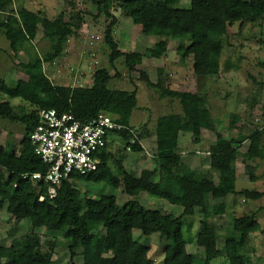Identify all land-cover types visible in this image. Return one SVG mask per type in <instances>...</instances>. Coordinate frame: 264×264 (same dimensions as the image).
Instances as JSON below:
<instances>
[{
    "label": "trees",
    "instance_id": "trees-1",
    "mask_svg": "<svg viewBox=\"0 0 264 264\" xmlns=\"http://www.w3.org/2000/svg\"><path fill=\"white\" fill-rule=\"evenodd\" d=\"M112 1L89 0L98 14L109 20L103 43L112 69L119 58H124L130 69L132 59L159 60L168 49L165 40H180L188 43L187 48H181L180 59L192 58L194 76L217 77L222 38L228 28L235 23L264 18V0H189L186 6H181L180 0H117L119 9L133 25L160 38L142 53L129 54L119 50L113 36L117 19L110 13ZM12 4L13 0H0V34L13 54L24 53L28 58L26 63L19 64L25 79L17 80L10 87L0 78V94L8 99L0 102V118L19 123L24 129L18 146L10 142L0 145V209L6 204L7 213L15 221L28 220L32 233L23 239L20 247L0 244V264H53L51 252L41 249L35 234L37 229L60 235L70 260L81 256V264H152L148 248L134 238V231L165 241L162 264H211L221 256L226 257L228 264H252L245 248L250 235L260 229L256 213L232 218L231 225L225 229L221 248H218L216 227L205 221L225 214L226 205L215 201L238 194L235 169L238 157L242 156L246 170L251 169L247 162L264 161V131L229 140L217 132L209 169H191L182 161L178 137L187 133L194 144H199L203 130H216V122L203 96L163 88L141 74L145 84L154 89L160 99L177 101L180 111L159 116L153 132L147 126L136 130L131 124L137 108L136 93L109 90L107 85L114 77L108 69L94 71L87 87L54 85L44 72L43 64L58 59L68 38L80 29L83 24L81 13H76L69 22L36 14L23 28L21 23L28 12L23 7L13 10ZM38 26L43 38L50 43L49 50L42 56L32 45ZM14 99L27 104L30 110L22 105H12L10 101ZM52 109L59 114H71L81 123L101 112L108 114L114 122L127 128L113 135L124 141L135 137L131 145L133 152H142L140 142L154 135L156 170L143 168L136 175L120 167V176L114 174L109 165L112 153L106 144L99 153L101 163L95 172L85 176L72 174L57 188L55 198L49 200L44 186L37 192L30 181L21 179V175L46 173V166L34 154L29 135L36 126L38 111ZM245 140L249 141V146L241 154L239 146ZM250 181L254 178L250 177ZM77 183L122 187V192L133 198L146 193L180 207L182 212L171 218L159 210L144 208L136 200L119 206L114 195L90 199L81 193ZM239 195L245 200H258L264 197V192L243 190ZM40 196L45 197L44 201L39 202ZM195 209L201 210L203 220L195 241L203 250L199 260L188 253L182 231L183 218L192 216Z\"/></svg>",
    "mask_w": 264,
    "mask_h": 264
},
{
    "label": "rangeland",
    "instance_id": "rangeland-1",
    "mask_svg": "<svg viewBox=\"0 0 264 264\" xmlns=\"http://www.w3.org/2000/svg\"><path fill=\"white\" fill-rule=\"evenodd\" d=\"M189 0H180L181 6H186ZM23 7L27 17L21 23L26 28L34 15L40 14L50 20L63 18L71 21L76 13H81L83 24L71 37L64 47L62 55L51 64H43V69L50 82L61 86L87 87L92 82V76L97 69H108L113 79L108 83L109 90H123L135 92L137 108L131 124L139 130L143 126L154 129L159 116L180 111L177 101L160 99L154 89L148 87L141 74L163 88L175 91L197 93L203 96L216 122L215 131H202L199 144H194L190 134L182 133L178 137V150L182 161L191 169L202 171L209 169L210 154L213 152L216 133L225 139H237L239 136L248 137L255 131H264V18L235 23L228 28L222 38V54L220 59V73L217 77L205 79L197 78L192 70V58L181 61V48H187L188 43L180 40H165L167 52L159 60L132 59L130 66L125 64L124 58L114 62V69L109 68L108 50L103 43L104 31L109 23L103 14H98L89 0H13L12 9ZM110 13L117 19L114 27V39L123 53H142L152 47L160 38L148 35L141 27L131 23L118 7L117 0L112 1ZM33 49L41 56L49 50L50 43L43 38L41 27L38 26L36 37L32 42ZM32 52V51H31ZM24 53L13 54L5 38L0 34V78L13 87L17 80L25 79L19 64L27 62ZM8 101L0 94V102ZM10 103L14 106L27 104L14 99ZM23 126L0 118V145L6 142L18 146L23 138ZM112 137V147L109 149L112 158L109 162L114 174L119 175V168L133 174H139L143 168L156 170L154 141L140 142L142 152H133L131 145L135 137L124 141L115 135ZM249 141L245 140L239 146L241 154L248 149ZM251 167L246 170L242 156L235 164L237 173V195L215 201L224 203L226 212L223 216L210 218L205 221L216 227L218 234V248L224 243L225 229L231 225L234 217L256 213L260 225L258 232L250 235L245 254L252 264H264V197L258 200H245L239 193L243 190L264 192V161L247 162ZM250 177L254 181H250ZM156 179V178H154ZM81 193L90 199L101 196L114 195L117 204L123 206L129 201L136 200L141 206L150 210H159L164 215L176 218L182 209L160 200L140 194L133 198L118 189L101 183H77ZM202 212L195 209L190 217L183 218V236L188 253L196 260L203 256V250L196 246V237L202 229ZM32 233L28 220L15 221L6 211V204L0 209V244L9 247L11 244L21 246L23 239ZM134 238L148 248V258L152 264H162L165 241L157 236H142L134 231ZM39 237L42 251L51 252L53 264H81V256L70 260L68 252L63 247V239L54 232L44 229L35 230ZM211 264H228L225 256L212 261Z\"/></svg>",
    "mask_w": 264,
    "mask_h": 264
},
{
    "label": "built area",
    "instance_id": "built-area-1",
    "mask_svg": "<svg viewBox=\"0 0 264 264\" xmlns=\"http://www.w3.org/2000/svg\"><path fill=\"white\" fill-rule=\"evenodd\" d=\"M126 129L104 112L81 123L68 113L40 110L29 142L47 170L45 174H23L21 179L30 181L37 192L44 186L49 200H53L57 188L72 174L85 176L95 172L101 163L99 153L109 143L110 136ZM44 199L40 196L38 200Z\"/></svg>",
    "mask_w": 264,
    "mask_h": 264
},
{
    "label": "crops",
    "instance_id": "crops-1",
    "mask_svg": "<svg viewBox=\"0 0 264 264\" xmlns=\"http://www.w3.org/2000/svg\"><path fill=\"white\" fill-rule=\"evenodd\" d=\"M149 131H150V132H153V129H149ZM112 140H113L112 137H110V138H109V143H108V145H109L110 148L112 147V143H113ZM149 140H150V141L153 140L154 143H155V136H154V135H151L150 137H148V138L142 140V142H146V141H149ZM154 146H155V144H154ZM110 148H109V149H110Z\"/></svg>",
    "mask_w": 264,
    "mask_h": 264
},
{
    "label": "bare ground",
    "instance_id": "bare-ground-1",
    "mask_svg": "<svg viewBox=\"0 0 264 264\" xmlns=\"http://www.w3.org/2000/svg\"><path fill=\"white\" fill-rule=\"evenodd\" d=\"M53 110V109H52Z\"/></svg>",
    "mask_w": 264,
    "mask_h": 264
}]
</instances>
